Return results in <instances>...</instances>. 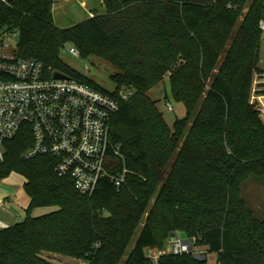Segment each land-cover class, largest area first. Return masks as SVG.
I'll return each instance as SVG.
<instances>
[{
  "label": "trees",
  "instance_id": "obj_1",
  "mask_svg": "<svg viewBox=\"0 0 264 264\" xmlns=\"http://www.w3.org/2000/svg\"><path fill=\"white\" fill-rule=\"evenodd\" d=\"M56 0H0V32L19 31L17 54L96 84L61 59L69 45L81 58L112 65L121 104L111 132L127 170L118 189L108 180L80 194L55 172L56 160L22 158L28 127L5 143L0 182L16 173L30 197L26 218L0 228V264H52L43 253L90 264H208L191 254L162 255L171 234L185 232L216 264H264V219L242 198L247 180L264 178V121L250 104L260 64L263 0H102L106 13L70 28L56 26ZM243 17V19L241 18ZM168 77L186 117L169 126L149 92ZM55 208L32 217L37 208Z\"/></svg>",
  "mask_w": 264,
  "mask_h": 264
},
{
  "label": "built area",
  "instance_id": "obj_2",
  "mask_svg": "<svg viewBox=\"0 0 264 264\" xmlns=\"http://www.w3.org/2000/svg\"><path fill=\"white\" fill-rule=\"evenodd\" d=\"M258 29L261 44L264 11ZM18 39L19 31L0 32V165L5 161V143L28 127L33 143L23 159L53 157L57 162L56 174L71 179L82 195H92L103 180L119 189L125 183L127 170L110 174L105 164L110 151L123 158L121 146L112 143L111 126L121 104L132 98L134 91L115 95V91L97 89L54 71L35 58L20 57ZM69 53L80 56L76 48ZM259 68L254 74L250 104L264 114V67ZM56 73L65 78H55ZM167 110H172L169 104ZM183 241L176 233L170 255L194 252L196 238H188L191 251H184ZM75 264L90 263L79 260Z\"/></svg>",
  "mask_w": 264,
  "mask_h": 264
},
{
  "label": "rangeland",
  "instance_id": "obj_3",
  "mask_svg": "<svg viewBox=\"0 0 264 264\" xmlns=\"http://www.w3.org/2000/svg\"><path fill=\"white\" fill-rule=\"evenodd\" d=\"M106 13L105 7L103 6L102 0H56L54 5V19L57 27L61 29L70 28L83 21L88 20L90 17L97 15H104ZM243 19V17H241ZM16 44L17 40L13 39ZM73 46H67L61 53L62 61L72 70L87 77L90 81L96 84L101 89L107 92H114L116 89L115 83L112 81L111 76L116 72L112 65L103 61L100 58H92L91 60H84L79 57H75L69 53ZM79 52V51H78ZM80 54V53H79ZM260 67H264V42L260 44ZM149 97L154 101L158 102V109L163 113L164 118L169 126H173L174 122L179 119L186 117V109L181 103L174 101L171 87L168 77L163 82L155 86L150 92ZM172 107L171 111L167 110V105ZM261 118L264 121V114H261ZM6 180V179H5ZM4 183H13L14 180H18L19 184L23 185L25 182L24 177L19 174H11ZM242 198L246 200L248 207L255 213V216L261 220L264 219V178L251 177L243 186ZM7 204H13V207L17 209L19 220L23 221L27 213L25 209L17 203V200L12 199ZM55 208H37L31 212L32 217H40L54 211ZM138 233L135 235L134 240L126 256L124 257L121 264H125L127 257L131 253ZM169 240V239H168ZM167 240V241H168ZM167 241L165 247L162 250L150 249L147 250V255L155 263L158 258L162 255H168ZM194 253V254H193ZM198 253V254H195ZM193 257L199 255L200 257L207 258L208 264H216V256L207 252L204 247L196 246L194 252L191 253ZM43 258L50 261L52 264H73L72 260L55 255L52 253H43Z\"/></svg>",
  "mask_w": 264,
  "mask_h": 264
},
{
  "label": "crops",
  "instance_id": "obj_4",
  "mask_svg": "<svg viewBox=\"0 0 264 264\" xmlns=\"http://www.w3.org/2000/svg\"><path fill=\"white\" fill-rule=\"evenodd\" d=\"M66 1L69 2V0ZM18 182V180H14L13 183H4V181L0 182V228L11 227L18 223L20 218L17 209L13 207V204L9 205L7 202H10L15 198L17 203L22 209H25V211L30 204V197L24 190L26 180L23 185L15 186L19 184Z\"/></svg>",
  "mask_w": 264,
  "mask_h": 264
},
{
  "label": "water",
  "instance_id": "obj_5",
  "mask_svg": "<svg viewBox=\"0 0 264 264\" xmlns=\"http://www.w3.org/2000/svg\"><path fill=\"white\" fill-rule=\"evenodd\" d=\"M55 78H57V79H63V78H65V76L63 74H61V73H56L55 74ZM179 235L184 240L183 241L184 251H191L192 250V247L189 245V241H188L187 234L185 232H181V233H179ZM175 237H176V234L173 233V234H171L169 240L167 241V248H168V253L169 254L172 251L170 244H171L172 241H174ZM194 259L195 260H200L202 262H207V258H205V257L203 258V257H200V256H195Z\"/></svg>",
  "mask_w": 264,
  "mask_h": 264
}]
</instances>
